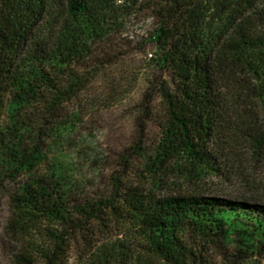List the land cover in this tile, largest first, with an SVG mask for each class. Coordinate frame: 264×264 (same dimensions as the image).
Listing matches in <instances>:
<instances>
[{
  "label": "trees",
  "instance_id": "obj_1",
  "mask_svg": "<svg viewBox=\"0 0 264 264\" xmlns=\"http://www.w3.org/2000/svg\"><path fill=\"white\" fill-rule=\"evenodd\" d=\"M126 48L152 52L159 136L139 154L136 185L111 175L106 194L90 195L105 163L94 116L124 93L90 87ZM226 74L244 78L255 103L248 149L263 159L264 0H0L7 264H60L73 240L105 223L120 239L87 242L81 264H264V203L160 193L169 178L221 174Z\"/></svg>",
  "mask_w": 264,
  "mask_h": 264
},
{
  "label": "rangeland",
  "instance_id": "obj_2",
  "mask_svg": "<svg viewBox=\"0 0 264 264\" xmlns=\"http://www.w3.org/2000/svg\"><path fill=\"white\" fill-rule=\"evenodd\" d=\"M123 53L124 59L106 67L90 87L101 97L124 91L116 104L94 116L93 135L105 163L101 182L99 180L88 188L90 195L106 194L111 175L125 185H136L141 176H145L141 172L143 164L139 154L152 149L159 136L161 101L155 92L147 91L148 59L152 52L126 48ZM220 78L224 123L223 140L217 146L221 156L217 158L221 174L193 183L169 178L165 190L160 193L198 194L264 203V158L249 153L247 138L259 119L255 103L249 92L242 90L244 78L234 74ZM6 218V207L0 203V264H7L6 246H12L4 234ZM105 225L107 228L95 225L93 235L88 233L84 239L73 240L60 264H81L88 250L87 242L99 245L107 240L120 239L122 230L119 227L113 223Z\"/></svg>",
  "mask_w": 264,
  "mask_h": 264
}]
</instances>
